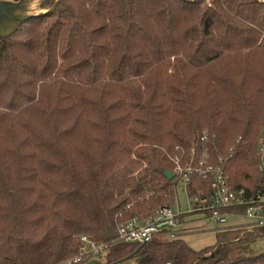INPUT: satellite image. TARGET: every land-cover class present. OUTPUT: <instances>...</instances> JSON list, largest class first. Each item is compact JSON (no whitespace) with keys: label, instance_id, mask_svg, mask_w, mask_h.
<instances>
[{"label":"trees","instance_id":"16d2710c","mask_svg":"<svg viewBox=\"0 0 264 264\" xmlns=\"http://www.w3.org/2000/svg\"><path fill=\"white\" fill-rule=\"evenodd\" d=\"M41 9L0 41V264H63L82 237L109 244L108 264H264L249 255L264 229L201 251L167 234L114 242L119 221L175 207L176 154L197 164L204 146L232 191L263 189L264 0ZM200 192L211 182L193 175Z\"/></svg>","mask_w":264,"mask_h":264},{"label":"built area","instance_id":"2783aa9c","mask_svg":"<svg viewBox=\"0 0 264 264\" xmlns=\"http://www.w3.org/2000/svg\"><path fill=\"white\" fill-rule=\"evenodd\" d=\"M205 140V137L202 141ZM179 152V149H177ZM182 154L184 152L181 150ZM195 150L191 151L190 161L184 163L182 155L176 154L173 163L176 167L175 175L188 194L191 184V176L198 175L203 180L211 182V194L200 192L190 198L192 210L190 213H202L207 215L216 224L218 232L230 230H244L247 232L264 229V187L256 193L250 190L240 189L232 191L228 178L222 167H214L209 164V155L203 146V153L197 164H194ZM264 175V165L261 169ZM189 196V195H188ZM183 215L176 213L174 208H163L148 218H133L119 221L117 224V238L114 242L145 245L154 241L157 236L167 234L170 240L181 237L175 230L181 224ZM244 216L251 223L247 226L227 227V217ZM81 253L63 264H83L93 259H103L109 244L97 243L87 237H82Z\"/></svg>","mask_w":264,"mask_h":264},{"label":"rangeland","instance_id":"374dc122","mask_svg":"<svg viewBox=\"0 0 264 264\" xmlns=\"http://www.w3.org/2000/svg\"><path fill=\"white\" fill-rule=\"evenodd\" d=\"M30 8H40L41 0H34ZM192 210L191 200L181 182L176 188V199L174 211L183 215L181 225L175 230V233L183 234L179 237L189 247L195 251H201L207 248H214L218 245V235L216 224L207 215L202 213H190ZM251 221L244 217H227V227L247 226ZM264 237L258 240L256 244L249 246V255H258L264 251ZM137 260V259H136Z\"/></svg>","mask_w":264,"mask_h":264},{"label":"water","instance_id":"95a60500","mask_svg":"<svg viewBox=\"0 0 264 264\" xmlns=\"http://www.w3.org/2000/svg\"><path fill=\"white\" fill-rule=\"evenodd\" d=\"M34 0H0V41L9 37L18 31L24 24L30 21L32 18L46 13L40 8H30ZM165 177L168 180H174L176 178L175 173L165 172ZM86 264H108L105 259H93ZM118 264H139L136 258L132 256Z\"/></svg>","mask_w":264,"mask_h":264},{"label":"crops","instance_id":"0c3cea01","mask_svg":"<svg viewBox=\"0 0 264 264\" xmlns=\"http://www.w3.org/2000/svg\"><path fill=\"white\" fill-rule=\"evenodd\" d=\"M183 218V216L181 217V219ZM183 220V219H182ZM181 223H182V221H181ZM181 225V224H180ZM181 236H183V234H180ZM264 243V242H263ZM263 247H264V245H263Z\"/></svg>","mask_w":264,"mask_h":264}]
</instances>
